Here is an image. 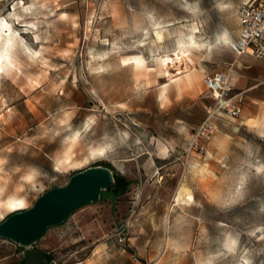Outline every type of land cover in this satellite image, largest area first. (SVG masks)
I'll list each match as a JSON object with an SVG mask.
<instances>
[{"label": "rangeland", "instance_id": "374dc122", "mask_svg": "<svg viewBox=\"0 0 264 264\" xmlns=\"http://www.w3.org/2000/svg\"><path fill=\"white\" fill-rule=\"evenodd\" d=\"M242 1L0 0L11 26L0 46L13 37L0 73V221L8 198L29 207L90 165L133 181L29 247L0 237V264H264V57L229 46ZM189 44L194 63H161ZM135 54L145 66L124 61ZM232 62L243 110L218 116L199 151L191 133L212 102L203 75Z\"/></svg>", "mask_w": 264, "mask_h": 264}, {"label": "water", "instance_id": "95a60500", "mask_svg": "<svg viewBox=\"0 0 264 264\" xmlns=\"http://www.w3.org/2000/svg\"><path fill=\"white\" fill-rule=\"evenodd\" d=\"M114 181V170L94 164L74 171L67 183L43 192L26 208L12 211L0 221V237L29 247L52 225L63 223L78 207L101 198Z\"/></svg>", "mask_w": 264, "mask_h": 264}, {"label": "built area", "instance_id": "2783aa9c", "mask_svg": "<svg viewBox=\"0 0 264 264\" xmlns=\"http://www.w3.org/2000/svg\"><path fill=\"white\" fill-rule=\"evenodd\" d=\"M239 32L229 41L231 50L237 55L251 54L264 57V0H244L238 7ZM232 65L228 69L206 72L203 81L212 97L206 107L202 121L191 133L190 146L199 151L217 130L216 118L238 116L243 110L241 92H234Z\"/></svg>", "mask_w": 264, "mask_h": 264}, {"label": "bare ground", "instance_id": "6f19581e", "mask_svg": "<svg viewBox=\"0 0 264 264\" xmlns=\"http://www.w3.org/2000/svg\"><path fill=\"white\" fill-rule=\"evenodd\" d=\"M5 26H7L8 29H11V26L7 23V21L2 20L0 22L1 29L5 28V30H7V28ZM190 36H191V40L195 42L196 40L194 39L192 32H190ZM12 39H13L12 33L8 34L4 38H1L2 45L0 46V68L3 67V58L4 57L6 58L8 56L9 47H11L13 45ZM190 47H191V44H189L187 47H181L178 51L175 52L176 56H173L170 54L163 56L161 59V63L168 66L170 62H173L175 60V58L182 60L183 56L186 59H188L191 63H194V58L191 55V48ZM124 61H133L134 64L136 66H139V67L145 66L144 58L141 55L135 54V55L125 57ZM5 204L13 210L23 208L26 205L24 198L17 197V196H13V197L8 198L5 201ZM17 204L22 205V207H19V208L14 207V205H17Z\"/></svg>", "mask_w": 264, "mask_h": 264}, {"label": "trees", "instance_id": "16d2710c", "mask_svg": "<svg viewBox=\"0 0 264 264\" xmlns=\"http://www.w3.org/2000/svg\"><path fill=\"white\" fill-rule=\"evenodd\" d=\"M105 165L110 166L112 168L110 164H105ZM131 182H132V179H128L125 175L114 171V181L107 189L102 191L101 197H103V195L106 194L107 192L112 197L120 196L128 190ZM44 256H46V260L48 263H50L53 260V257L51 254L44 253ZM9 264H26V263L24 260H21L19 262L13 261V262H10Z\"/></svg>", "mask_w": 264, "mask_h": 264}, {"label": "snow or ice", "instance_id": "6c2138e0", "mask_svg": "<svg viewBox=\"0 0 264 264\" xmlns=\"http://www.w3.org/2000/svg\"><path fill=\"white\" fill-rule=\"evenodd\" d=\"M29 39H32V37H29ZM188 39H191V37L189 36ZM220 42H221L220 40L216 41L217 44H219ZM224 42L227 43V41H224ZM171 46L175 47V41L172 42ZM39 55H40V53L36 52V56H39ZM2 72H3V68H0V73H2ZM165 75H167V74H165ZM65 131L70 134V129H65ZM75 135L79 136L80 133L76 132ZM96 140H98L101 143H103L104 142V133L101 132L100 136L96 137ZM105 150H106L105 148H98L97 151L93 152V156L103 157L105 155ZM241 184H243V180H241ZM188 199H189V201H193L194 197L190 196ZM228 203H231V201H229ZM14 207L19 208V207H22V205L17 204V205H14ZM224 246L227 249L228 253H234V251L236 249V246H237V241L236 240L226 241ZM221 255H223V254H221Z\"/></svg>", "mask_w": 264, "mask_h": 264}, {"label": "crops", "instance_id": "0c3cea01", "mask_svg": "<svg viewBox=\"0 0 264 264\" xmlns=\"http://www.w3.org/2000/svg\"><path fill=\"white\" fill-rule=\"evenodd\" d=\"M237 34H238V33H237ZM243 55H251V54H248V53H247V54H243ZM233 66H234V62H233L232 68H233ZM231 74H232V73H231ZM232 78H233V74H232ZM132 182H133V181H132ZM132 182H131V183H132Z\"/></svg>", "mask_w": 264, "mask_h": 264}]
</instances>
